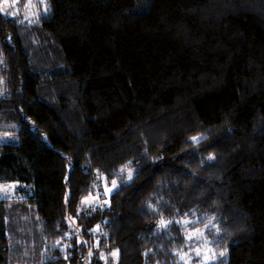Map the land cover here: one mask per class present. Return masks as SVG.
<instances>
[{
    "label": "trees",
    "instance_id": "1",
    "mask_svg": "<svg viewBox=\"0 0 264 264\" xmlns=\"http://www.w3.org/2000/svg\"><path fill=\"white\" fill-rule=\"evenodd\" d=\"M0 56V264H183L185 217L264 264V0L0 1Z\"/></svg>",
    "mask_w": 264,
    "mask_h": 264
},
{
    "label": "rangeland",
    "instance_id": "2",
    "mask_svg": "<svg viewBox=\"0 0 264 264\" xmlns=\"http://www.w3.org/2000/svg\"><path fill=\"white\" fill-rule=\"evenodd\" d=\"M1 1V10L3 12H7L10 14L13 13H21L24 18L31 19L34 14L35 8L37 7V3H42V0H0ZM2 58L0 56V94L4 92L6 87V76L3 74L1 70ZM0 124V129H2ZM12 129V128H11ZM8 130V129H7ZM4 130L0 133V143L8 142L12 140H16L17 136L13 133L7 132ZM12 131V130H11ZM131 167L129 165L121 166L115 177L108 179L105 175L97 176V182L94 191L91 194L86 196L84 200H88L87 203H84L86 206L97 204L100 201L101 203L105 202L106 197L113 191V189L123 180L128 179L131 176ZM113 181H115V186H113ZM23 187L25 190L28 189V185L23 184L17 180L11 181H3L0 182V199H7L11 203L13 200L20 199L22 197L30 196L29 191H21L20 188ZM109 189L111 191H109ZM103 196V197H102ZM184 226L185 232V248L179 250L178 254L183 264H208L217 259H222L226 257V253L224 251L216 250L212 246V242L215 239V236L218 234V230L216 227L212 225H206L202 227L191 226L193 219L190 218H182L179 220ZM210 228V229H207ZM199 230V232H197ZM197 233V235L193 236L189 239L190 234ZM95 238V237H94ZM94 240H97L95 238ZM69 246L68 243L65 244ZM197 250H199V255H197ZM224 252L225 255L221 256L220 253ZM115 253V255H113ZM116 251L112 252V256L114 259L104 257L103 264H116ZM214 257V258H213Z\"/></svg>",
    "mask_w": 264,
    "mask_h": 264
},
{
    "label": "snow or ice",
    "instance_id": "3",
    "mask_svg": "<svg viewBox=\"0 0 264 264\" xmlns=\"http://www.w3.org/2000/svg\"><path fill=\"white\" fill-rule=\"evenodd\" d=\"M129 178H131V177H129ZM112 183H113V186H115V181H113ZM109 191H111V190L109 189ZM87 202H88L87 199L84 200V201H82V203H87ZM161 225L162 226H165V222L164 221H161ZM197 232H199V230H197ZM195 235H197V233L190 234L189 239H191ZM113 255H115V253ZM197 255H199V250H197ZM220 255L223 256V255H225V253L224 252H221Z\"/></svg>",
    "mask_w": 264,
    "mask_h": 264
}]
</instances>
